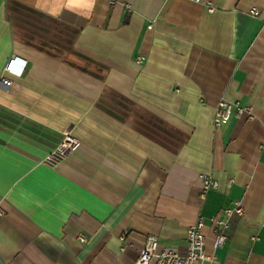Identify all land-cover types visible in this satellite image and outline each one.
<instances>
[{"label":"crops","instance_id":"0c3cea01","mask_svg":"<svg viewBox=\"0 0 264 264\" xmlns=\"http://www.w3.org/2000/svg\"><path fill=\"white\" fill-rule=\"evenodd\" d=\"M221 99L253 118L215 127ZM0 207V264L184 252L198 215L212 264H264V0H0Z\"/></svg>","mask_w":264,"mask_h":264},{"label":"built area","instance_id":"2783aa9c","mask_svg":"<svg viewBox=\"0 0 264 264\" xmlns=\"http://www.w3.org/2000/svg\"><path fill=\"white\" fill-rule=\"evenodd\" d=\"M113 1V0H110ZM201 1V0H191ZM211 10V8H209ZM251 15H257L258 11L255 7L250 10ZM8 66L11 69L13 60ZM5 83L8 80L4 79ZM247 115L248 119H252L249 106L240 105L237 102L221 99L217 102L213 112V125L220 126L222 123L230 120L232 117ZM81 144V141L70 130H64L61 133V138L56 146L50 150L42 159V162L49 166H57L69 153L75 151ZM201 181V199L205 198L208 191L216 189L218 186L217 180L211 175L200 173ZM4 212L0 207V215ZM241 215L242 209L239 204L233 208L225 207L222 211V216H211L209 220L214 224L215 228L220 229L214 239V247L221 246L227 236L223 232L228 227L229 218L233 215ZM205 219L202 215H198L187 227L185 237V251L179 252L175 248L163 245L159 248L157 239L153 236L146 238L143 247L141 248L137 258L133 264H212L215 255L206 254L204 251L205 236L203 228ZM81 241H84L82 235L79 236Z\"/></svg>","mask_w":264,"mask_h":264}]
</instances>
